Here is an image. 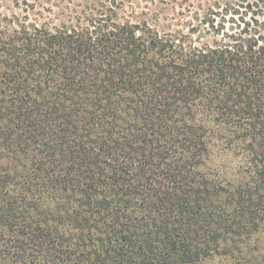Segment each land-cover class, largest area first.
I'll list each match as a JSON object with an SVG mask.
<instances>
[{
	"label": "trees",
	"instance_id": "obj_1",
	"mask_svg": "<svg viewBox=\"0 0 264 264\" xmlns=\"http://www.w3.org/2000/svg\"><path fill=\"white\" fill-rule=\"evenodd\" d=\"M71 3L0 0V264H264V28Z\"/></svg>",
	"mask_w": 264,
	"mask_h": 264
},
{
	"label": "rangeland",
	"instance_id": "obj_2",
	"mask_svg": "<svg viewBox=\"0 0 264 264\" xmlns=\"http://www.w3.org/2000/svg\"><path fill=\"white\" fill-rule=\"evenodd\" d=\"M73 2L70 6L78 4V12L111 9L120 22L129 21L134 24L146 22L163 33L191 32L192 39L200 44H212L243 29H254L257 26L264 28V0H73ZM52 12L56 21L63 18L59 7H52ZM211 23L214 29H211ZM204 264L232 263L222 257H214Z\"/></svg>",
	"mask_w": 264,
	"mask_h": 264
}]
</instances>
